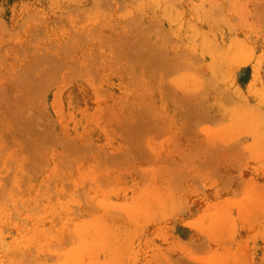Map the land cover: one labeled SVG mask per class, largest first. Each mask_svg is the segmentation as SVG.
<instances>
[{
  "label": "rangeland",
  "instance_id": "obj_1",
  "mask_svg": "<svg viewBox=\"0 0 264 264\" xmlns=\"http://www.w3.org/2000/svg\"><path fill=\"white\" fill-rule=\"evenodd\" d=\"M0 264H264V0H0Z\"/></svg>",
  "mask_w": 264,
  "mask_h": 264
},
{
  "label": "bare ground",
  "instance_id": "obj_2",
  "mask_svg": "<svg viewBox=\"0 0 264 264\" xmlns=\"http://www.w3.org/2000/svg\"><path fill=\"white\" fill-rule=\"evenodd\" d=\"M212 15H213V14H212ZM212 17H214V16H212ZM209 18H210V19H213V18H211V15L209 16ZM106 26H108V24H107ZM103 29H104V28H103ZM104 30H105V29H104ZM107 31H108V30H107Z\"/></svg>",
  "mask_w": 264,
  "mask_h": 264
}]
</instances>
